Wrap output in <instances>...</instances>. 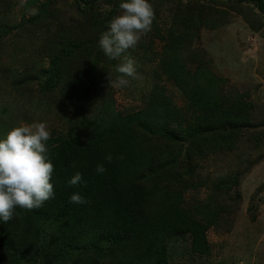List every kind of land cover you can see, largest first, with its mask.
I'll return each instance as SVG.
<instances>
[{"label": "rangeland", "instance_id": "obj_1", "mask_svg": "<svg viewBox=\"0 0 264 264\" xmlns=\"http://www.w3.org/2000/svg\"><path fill=\"white\" fill-rule=\"evenodd\" d=\"M193 1L213 8L210 17L219 15L221 21L202 27L186 50L177 51V61L183 71H192L188 56L202 54L207 69L225 80L223 90L236 91L251 104L250 126L232 150L191 156L182 206L203 223L215 212L217 218L204 232L207 253H192L188 234L174 235L165 244L167 264H264V17L251 2L149 0L160 30L151 28L135 49L113 60L98 39L120 14L122 0H28L26 7L39 10L35 16L26 14L20 0H0V138L22 122H46L51 137L77 132L85 119L106 110L130 113L154 97L184 110L183 91L158 66L170 51L156 32L165 34L178 3ZM124 56L134 59L136 75L126 87L111 88L110 76L119 75L116 67ZM188 120V114L179 118L177 130ZM174 136L171 153L182 158L188 142L182 134ZM45 239L39 234L33 241ZM0 257L6 262L1 248Z\"/></svg>", "mask_w": 264, "mask_h": 264}, {"label": "trees", "instance_id": "obj_2", "mask_svg": "<svg viewBox=\"0 0 264 264\" xmlns=\"http://www.w3.org/2000/svg\"><path fill=\"white\" fill-rule=\"evenodd\" d=\"M236 1L251 2L264 17V0ZM205 6L178 3L165 34L156 32L164 51H170L158 66L183 91L185 109L167 98H149L141 109L106 110L85 119L82 131L76 127L77 132L51 137L54 143L46 147L54 165V197L39 209L17 207L11 220L0 219V248L6 254L0 264H167L166 240L180 234H188L192 253L208 252L204 232L217 213L206 223L188 213L182 199L191 182L184 176L192 172L194 153L234 148L250 126L251 104L244 95L223 90L225 80L207 69L202 54L188 56L192 71H183L177 61V51L186 50L202 27L218 24L219 15L210 17L213 8ZM151 28L160 30L157 23ZM54 79L59 80L58 73ZM186 114L191 120L177 130L182 125L178 119ZM175 132L188 142L182 158L171 153ZM97 165L106 171L98 173ZM77 172L81 181L69 185ZM76 193L86 203H70ZM39 234L44 244L33 241Z\"/></svg>", "mask_w": 264, "mask_h": 264}, {"label": "clouds", "instance_id": "obj_3", "mask_svg": "<svg viewBox=\"0 0 264 264\" xmlns=\"http://www.w3.org/2000/svg\"><path fill=\"white\" fill-rule=\"evenodd\" d=\"M27 3L28 0H20L19 6L26 7ZM119 9L120 14L108 23L107 31L98 39V47L113 60L135 49L141 37L151 31L155 19L149 0H122ZM38 12L36 7H26L28 16L38 15ZM116 72L119 75L115 80L110 76L111 88L126 87L128 77L136 75L134 59L124 56ZM50 138L46 122H22L0 138V219L3 221L11 220L17 207L28 211L39 209L54 197V186L50 183L54 165L46 147ZM106 159L111 162V155ZM96 171L103 173L106 169L97 165ZM81 179V173L77 172L68 183L77 185ZM69 202L80 204L86 200L76 193Z\"/></svg>", "mask_w": 264, "mask_h": 264}]
</instances>
